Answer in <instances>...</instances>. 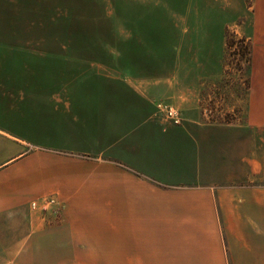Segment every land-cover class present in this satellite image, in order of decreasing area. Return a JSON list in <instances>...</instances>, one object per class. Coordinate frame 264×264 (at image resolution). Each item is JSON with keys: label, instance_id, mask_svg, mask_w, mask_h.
<instances>
[{"label": "rangeland", "instance_id": "obj_1", "mask_svg": "<svg viewBox=\"0 0 264 264\" xmlns=\"http://www.w3.org/2000/svg\"><path fill=\"white\" fill-rule=\"evenodd\" d=\"M117 28L153 30L158 50L169 42L199 54L204 66L74 69L45 58L70 36ZM103 76L149 79L179 123L196 120L230 136L218 144L228 181L214 196L211 190V211L149 230L154 243L110 249L72 247L55 234L58 201L46 209H32L31 198L4 202L0 264H264V0H0V125L21 135L22 124L35 123L37 110L47 111L65 88L81 91Z\"/></svg>", "mask_w": 264, "mask_h": 264}, {"label": "crops", "instance_id": "obj_2", "mask_svg": "<svg viewBox=\"0 0 264 264\" xmlns=\"http://www.w3.org/2000/svg\"><path fill=\"white\" fill-rule=\"evenodd\" d=\"M154 33L117 28L73 35L44 55L60 63L56 68L204 66L199 54L174 51L169 42H161L169 49L158 50ZM95 79L81 91L65 88L47 111L37 110L35 123L22 124L21 135L0 125V204L51 194L62 204L55 234L72 247L107 249L154 243L149 230L172 227L187 213L196 219L211 211V190L214 196L228 181L220 177L223 149L218 144L221 139L231 143L230 136L221 138L212 132L218 127L192 119L164 120L157 86L149 79Z\"/></svg>", "mask_w": 264, "mask_h": 264}, {"label": "built area", "instance_id": "obj_3", "mask_svg": "<svg viewBox=\"0 0 264 264\" xmlns=\"http://www.w3.org/2000/svg\"><path fill=\"white\" fill-rule=\"evenodd\" d=\"M158 108L162 113V118L164 120L166 121L171 120L174 123L180 122L181 118H179L178 111L172 106L164 104V105H158ZM52 204H57V199L51 194L44 195L39 197L38 199H34L30 201V207L32 209H36V208L46 209L49 205Z\"/></svg>", "mask_w": 264, "mask_h": 264}]
</instances>
